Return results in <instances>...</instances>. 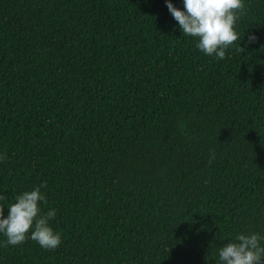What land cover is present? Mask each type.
<instances>
[{
	"label": "trees",
	"instance_id": "16d2710c",
	"mask_svg": "<svg viewBox=\"0 0 264 264\" xmlns=\"http://www.w3.org/2000/svg\"><path fill=\"white\" fill-rule=\"evenodd\" d=\"M244 3L217 59L165 0H0V205L46 184L62 240L0 233V264H219L264 236V0Z\"/></svg>",
	"mask_w": 264,
	"mask_h": 264
},
{
	"label": "clouds",
	"instance_id": "9594fccd",
	"mask_svg": "<svg viewBox=\"0 0 264 264\" xmlns=\"http://www.w3.org/2000/svg\"><path fill=\"white\" fill-rule=\"evenodd\" d=\"M167 8L178 22L180 30L186 35L197 38V48L207 56L224 59L226 49L240 41L235 30L238 20L246 12L244 0H183V10L165 0ZM255 35H249L247 42H254ZM241 52L243 48L239 47ZM211 153L209 163L214 158ZM7 159L0 155V161ZM24 191L15 202L7 207L0 205V233L6 237V244L18 246L31 239L46 250L57 249L62 243L61 235L54 232L49 221L56 216V209L42 212L41 204L47 199L40 188ZM5 199L0 195V200ZM264 236L258 233L237 234L234 240L225 243L219 250V264H264Z\"/></svg>",
	"mask_w": 264,
	"mask_h": 264
}]
</instances>
